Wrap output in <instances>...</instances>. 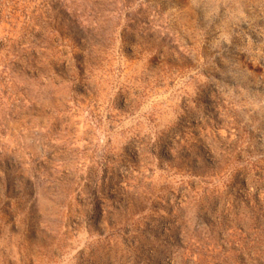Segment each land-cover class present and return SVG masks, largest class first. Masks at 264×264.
<instances>
[{"label":"rangeland","instance_id":"1","mask_svg":"<svg viewBox=\"0 0 264 264\" xmlns=\"http://www.w3.org/2000/svg\"><path fill=\"white\" fill-rule=\"evenodd\" d=\"M0 264H264V0H0Z\"/></svg>","mask_w":264,"mask_h":264}]
</instances>
